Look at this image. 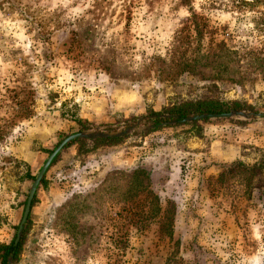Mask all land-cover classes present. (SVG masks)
I'll return each mask as SVG.
<instances>
[{
    "label": "rangeland",
    "instance_id": "rangeland-1",
    "mask_svg": "<svg viewBox=\"0 0 264 264\" xmlns=\"http://www.w3.org/2000/svg\"><path fill=\"white\" fill-rule=\"evenodd\" d=\"M202 99L264 114V0H0V244L15 240L31 178L62 136H129L80 162L75 145L48 168L15 264H162L153 229L133 216L146 198L133 199L140 209L123 202L136 169L163 206L176 205L183 248L228 258L247 244L254 249L244 263L260 264L259 201L247 208L237 190L214 198L199 180L222 164L253 162L264 119L218 118L234 121H212L186 139L169 129L136 135L142 129L124 123ZM111 126L116 133L104 131ZM80 139L90 149L97 138Z\"/></svg>",
    "mask_w": 264,
    "mask_h": 264
},
{
    "label": "trees",
    "instance_id": "trees-1",
    "mask_svg": "<svg viewBox=\"0 0 264 264\" xmlns=\"http://www.w3.org/2000/svg\"><path fill=\"white\" fill-rule=\"evenodd\" d=\"M231 111H248L251 113H257L254 107L244 105L239 102H222L216 99H202L196 101H185L177 105L163 108L158 112L149 111L145 116L132 118L130 121H125L124 123L126 127H136L138 129H142V133H136V135L141 134L145 136L154 132L169 129L172 130L177 139L180 137V134L183 135V139L200 138L202 137V125L208 124L212 121L233 122L234 120L204 119L201 121H183L184 119L201 115H220ZM76 123L80 127L79 131L89 130L88 125H85L80 121H76ZM235 123L243 125L246 124V122L240 123V121ZM104 129V131L109 133L117 132V129L113 126ZM63 137L64 136L61 137L54 148L62 139H64ZM128 137L129 136L126 134H121L120 136L113 134L112 136L105 138H97L91 142L92 146L90 149L87 148V140L76 139L68 144L66 148L55 157L48 172L60 161L62 155L75 145L77 146L78 153L76 158L80 162V156L89 154L98 148L117 146ZM52 150L47 152V156H49ZM255 150L258 152V155L253 162L248 163L242 160H235L227 165L222 164L219 166V171L215 176H205L204 173H201L199 182H202L203 186H206V190L212 193L214 198H218V196L226 190H237L248 204L247 208H251V201L258 200L262 209H264V147H256ZM187 167L184 172H187V169L188 171L190 170L189 167ZM63 176L65 175L63 174L59 180L64 179ZM46 177L47 176L41 180L40 186L48 184ZM128 177L129 181L126 185L123 202H126L127 207H129V203H132V206L134 205L133 208L140 209V206L136 208L133 202H135V199L141 195L146 198L144 200L145 204H142L141 210L133 216L138 217L137 219H141L140 221H142L143 218L148 231L153 229L152 233L156 234L157 242V244H154V247L157 250V253L163 255V257H161L163 260L162 264H225L222 262L221 258H225L226 254H223V256L217 254L216 256L211 257L208 252L198 247H193V250L190 248L191 246L183 248L180 244V238L176 237L177 233L175 232L178 211L176 209V205L172 201H168L164 206L162 205L159 196L155 192L153 185L150 183L148 173L146 171L136 169L133 170ZM31 179L34 180V178ZM35 200L36 197L34 196L30 208L33 207ZM233 213H235V209L232 210L231 214ZM188 224L189 222L186 225ZM235 224L236 227L241 230V224L238 220L235 221ZM153 226L154 228H152ZM26 230L27 228L22 233V238L16 245H14V239H12L8 244H0V264H7L10 257L13 264L18 261ZM251 247L252 246L245 244V251L240 254H229L228 258H225L227 261L226 264H251L249 261H245L244 263L243 260L251 256V254H249V248ZM252 249H254V247H252ZM161 251L164 253H161ZM185 252H189L192 256L190 260H183L182 257L178 258L180 254ZM138 264H141V261L138 262ZM260 264H264V259L260 262Z\"/></svg>",
    "mask_w": 264,
    "mask_h": 264
},
{
    "label": "water",
    "instance_id": "water-1",
    "mask_svg": "<svg viewBox=\"0 0 264 264\" xmlns=\"http://www.w3.org/2000/svg\"><path fill=\"white\" fill-rule=\"evenodd\" d=\"M241 118L245 120H255V119H264V114L263 113H246V112H240V111H231L229 113H224L220 115H201V116H194V117H189L184 119L183 121H201L204 119H218V118ZM121 134H125V132L120 133V134H115L116 136H119ZM108 136H112L106 133H82L78 132L72 135L67 136L64 138L57 146L56 148L50 153V155L47 157L45 160L43 166L39 170L37 176L35 177L31 188L28 193V197L26 200V205L25 209L23 212V216L21 219V222L18 226L17 229V234L16 238L14 240V245H16L19 242L24 224L28 218L29 212H30V207H31V202L32 199L37 191L38 186L40 185L41 180L43 179L44 175L46 174L48 168L50 167L52 161L55 159V157L71 142H73L76 139L80 138H87V139H92V138H105ZM11 257L9 258V261L7 264H10Z\"/></svg>",
    "mask_w": 264,
    "mask_h": 264
}]
</instances>
